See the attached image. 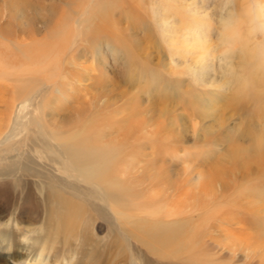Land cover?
<instances>
[{"label": "rangeland", "instance_id": "374dc122", "mask_svg": "<svg viewBox=\"0 0 264 264\" xmlns=\"http://www.w3.org/2000/svg\"><path fill=\"white\" fill-rule=\"evenodd\" d=\"M151 1L0 0V119L16 91L13 79L39 81L31 89L30 107L24 111L19 109L20 117L12 139L3 145L0 138V168L10 164L5 158L16 155L15 150L30 147L31 139L38 140L44 134L39 132L36 116L44 124L46 133L55 134L81 150H86V146H100V130L107 136L112 134L109 140L121 137L123 132L126 137L129 131H137V128L139 131L145 120L149 124L147 136L161 143L152 145L153 142L145 141V147L133 151L140 155L135 166L122 171L124 165L117 163L108 171L116 178L129 171L125 178H120L127 182L116 186L125 196L124 200L116 194L115 203L103 198L102 188L98 196L90 197L89 192L96 187L85 184L82 179L73 180L64 170L58 172L59 176L77 184L62 187L66 193H71L70 199L68 196L43 199L40 192L31 190L28 182L18 184V180L12 178L5 185L0 179V218L21 214L24 228L18 246L0 250V264H9V260L12 264H23L29 253L26 248L35 240L45 238H48V251H58L63 256L57 264H264L263 217L244 214L233 205V201L238 200L240 204H249L256 199V194L264 195V178L260 184L250 179L247 186L241 187L236 184L240 182L236 179L243 174L241 170L228 171L223 176L212 174L222 165L229 168L226 157L234 146L223 140L224 136L229 135L230 130L241 131L260 121H249L247 114L253 110L249 100L232 101V87L221 89L216 84H197L187 71L173 74L165 69L170 53L150 20V12H146ZM180 1L176 8L180 4L194 6L197 2L200 8L211 7L217 13L225 5L237 12L242 4L249 3L248 0ZM9 4H16L15 8L25 7L23 21ZM164 4L171 10L170 2ZM252 4L255 7L254 1ZM103 10H106V21L98 17ZM208 24L204 23L202 28L211 44H216L217 23L213 21L212 27ZM96 27H102L110 38L104 32L94 35ZM241 32L251 34L252 38L257 36L256 42L264 43L260 29L254 30L245 24ZM123 37L126 43L113 42ZM131 38L135 41L129 44ZM106 41L117 46L120 52L110 50ZM235 52V63L239 64L242 54ZM128 55L132 57L131 62ZM54 62L56 77H50V66H55ZM7 63H11L14 70H8ZM145 65L167 79L147 85L140 73ZM210 74L213 79L220 77L219 71L212 70ZM259 76L264 79V71H259ZM62 82L63 88L69 84L67 91L55 94L51 86L56 83L60 86ZM56 97L60 102H56ZM78 109L84 121L78 120ZM44 111L48 114L43 118ZM194 116L199 125L211 127L216 143L220 139L217 144L209 141L205 146L200 145L202 138L210 140L211 136L199 131L201 142L198 141L193 129ZM70 120L71 126L65 128L67 133L63 134L66 138L59 137L57 130L64 128L53 125L54 121L60 125ZM9 133L10 129L6 128L2 135ZM83 141L87 143L82 144ZM148 159H157L159 165L148 167ZM102 166L104 164L95 168ZM143 166L146 168L140 170ZM159 175L164 176L163 180L156 181ZM232 213L235 223L231 224ZM176 219L178 239L167 245L151 240L165 233L169 227L165 222ZM32 225L35 230H26L25 227L33 228ZM55 262L48 260L49 264Z\"/></svg>", "mask_w": 264, "mask_h": 264}, {"label": "bare ground", "instance_id": "6f19581e", "mask_svg": "<svg viewBox=\"0 0 264 264\" xmlns=\"http://www.w3.org/2000/svg\"><path fill=\"white\" fill-rule=\"evenodd\" d=\"M165 1L170 2L169 5H171V10L168 9V6L164 4ZM252 1L256 3L255 7L252 4ZM180 2V0H152L150 2V8L146 10L147 13L148 11L150 12V20L158 29L160 38L164 41L166 46H168L170 60L167 62V65H165V69L168 71H172L173 74L176 73V71H187V73L193 77L194 82L197 84H216L217 87L221 89L232 87L231 91L233 94H229L232 98V101L237 102V100H249L252 103L253 110L252 112L247 114V117L249 121H260V124L253 126L252 123L247 127H244L241 131L230 130L229 135H223L225 137L223 140L226 139L227 142H230V144L234 146L226 157L229 163V168H225L222 165L221 168L215 169V171L213 170L212 174L214 173L216 176H218L220 173L223 176L228 171L235 173L236 170H241L243 174L240 178L236 179L240 181H236V184H241V187H244L246 182L250 181V179L257 181V184H260L264 178V79L261 78L263 76H259V71H264V43H261L259 41V43L256 42L255 39L257 38V36H255V38H252L251 34L247 33V36L246 34L242 33L241 30L245 24H248L252 29H260L264 33V0H248L249 3L242 4L237 12H234V10L232 9H228V7H226L225 5L224 8L221 9V12L217 9L219 11L218 13L215 12V9L213 10V8L211 7L200 8L199 6H197V2L194 6H189L187 4H183L184 6H182L180 4V7L176 8V4ZM125 3L129 5V2ZM9 5L12 7L11 10L16 13L19 18L21 17V21H23V19H25V7L22 8L19 6L15 8L16 4ZM106 10L100 11L98 16L100 18V21L107 20L105 16ZM188 17L190 20L188 19ZM213 21L217 23L218 28V41L216 42V44H211L206 30L202 28L204 23H210L208 25L211 26V23ZM137 28V31H140L139 27ZM140 28H142V26ZM103 32L104 30L102 27H96L93 34L97 35ZM117 34L119 35V33ZM104 35L110 38L107 32H104ZM118 40L119 39L113 40V42L118 43L119 45H121L122 43H126V39L124 37L123 39L119 41ZM128 41L130 44V41L133 42L135 40L128 39ZM105 44L107 45V47L109 46L110 50H112L114 53L120 52V50L116 48L117 46H114L113 43L106 41ZM130 47L131 46L127 45V48ZM236 50L237 52L241 51L242 54V61L239 64L235 63L234 59ZM129 55L128 61L131 62L132 57ZM252 61H254V63L256 62V64H253ZM54 65L55 66L53 67H51L52 65L50 66V68L52 69V72H50V77H56L54 71L57 70V65L55 62ZM6 67L8 68V70L9 68L11 71L14 70V67L11 65V63H7ZM144 69L145 70L141 71L140 73L141 77L145 79L147 85L152 84L153 82L155 83L156 81H164L165 79H167L161 77L156 70L149 68V66L145 65ZM212 70L217 72L219 71L220 77H217L216 79H213L215 77H210V73ZM75 77L77 76L75 75ZM75 79L78 80V78ZM12 82L16 83V85L14 86L16 88V91L11 96L12 99L9 102L8 108L5 109V113L0 119V138L2 137L3 142L1 144L3 145H5L7 141H10L9 139L11 138V134L18 124V118L20 117V115H18L20 114L18 113L19 109H23L24 111V109L30 107L29 103H31L32 100L29 99V95L32 94V88L35 87V84L39 83V81H37L36 79L25 78H15ZM56 84L51 86V90L54 93L56 92L55 94L59 95L64 94L67 91V89L65 90V88L69 86V84L67 83L66 87L64 86L65 88H63V82L60 84V86L58 83ZM55 87L57 89H55ZM252 87H254L253 90ZM39 91L40 90L36 92L39 93ZM33 96L37 95L33 94ZM57 100L58 97H56V102H60ZM53 102L54 101H49L48 103ZM48 103H46V105ZM205 107H207V109L210 108L209 106ZM83 112L84 107H82V114ZM76 113L78 114V120L84 121V114H81V110L78 109ZM47 114L48 113L44 111L42 117L44 118ZM195 117L197 118V116H194L193 119L194 121H196L193 124V129L194 134H197L198 141L201 142L200 136L198 135L199 131H202V133H204V135L206 134L207 137L211 136L210 140H207L208 138H202L203 141L200 143V145L205 146L209 143V141H211L213 144H217L220 139L217 137V139L219 140L216 143V135L211 134V127L206 125H199V121L197 122V119H195ZM34 119L38 128H40L39 132L42 131L45 135H42V133H38L42 136L39 135L40 137L38 138V140L31 139V145L29 144L30 147L27 146V148H24L19 152L15 150L16 155L5 158V160H10V164H7L6 166L0 168V179L2 181V184L4 183L5 185L9 184L8 181L12 178L17 179L18 184L19 181L21 183L23 182V185L24 183L28 182L30 184L31 190L36 191L37 194L40 192L43 195V199L57 197L65 198L66 196H68V199H70L69 197L71 193L68 191L66 193L63 188L65 185L67 187H71L77 184L67 182L66 179L63 178V176H59L58 172L64 170L67 175L73 180L76 181L78 179H82L85 184L96 187L95 191L89 192L88 195L90 197L98 196L99 191L102 188L101 190L103 192H101V194L103 193V198L107 202L115 203L114 201H116V194L121 200H124L125 196L121 194L120 191H117L116 186L120 187V183L127 182L121 180L120 178L121 176L125 178L129 171L126 170L124 174L117 178L114 177L113 173L109 174L108 171H112L113 166L117 163H119V166L124 165L123 167H121L122 171L128 169V166L130 165L135 166L134 163L139 160L140 155L137 152L134 153L133 151L136 149L138 150V147L140 148V146L142 148L145 147V141L153 142L152 145L161 144L159 141L150 140V138L147 136L148 132L146 131V128L149 124H147V121L145 120L146 122H143V124L140 126L141 129L139 131L138 128L137 131H126L128 132L126 137H124L123 132V134H121L122 138L113 137V139L109 140L108 136L111 133L107 136L106 133H102V131L100 130V141L98 143L100 145L99 147L89 148L86 146V150H81L80 148H78V150L73 145L70 146L67 142L64 141V139H58L55 134L46 133V131L44 130L45 126L42 122H40V118L36 116L34 117ZM71 123L72 120H70V122L60 123L59 125L54 121L53 125L55 124L59 128H64L63 131L57 130L58 135H60L59 137L66 138V136L63 134L67 133L65 128L70 127ZM6 128L10 129V133L4 136L2 134L6 130ZM140 133H142L143 136L140 135ZM51 135L54 137H51ZM81 143L85 144L87 142L83 141ZM39 147L42 149H39ZM144 156L149 157V154H146ZM148 160L149 161L146 164L148 167L152 165L157 167L159 165V161L157 159ZM99 164H104V166L96 169L95 167H97ZM138 166L140 167V164H138ZM145 168L146 167L143 166L141 167V169H139L144 170ZM162 173L163 175H165V172L162 171ZM185 175L187 176V173H185ZM200 176L202 177V175ZM163 177L164 176L159 175L158 178H156V181L163 180ZM128 182L131 181L129 180ZM79 187L83 188L86 191H89V189H85L82 186ZM255 198L256 199L253 202L250 201L249 204H240L238 200V202L236 203L233 201V205H235L236 208L242 211L244 214L246 213L249 215H260V217H263L264 220V195L261 192V194H256ZM73 199L76 200L77 197L74 196ZM167 208L169 207H166V209ZM234 215L235 214L233 213L231 214L232 219H229L231 221L227 219L226 221H229L232 224L235 221L233 219ZM22 219L23 216L21 214L15 213H13L9 218H0V250L2 248L8 250L14 246H18L19 238L24 229L21 227L23 226V223L20 222ZM263 220L261 222H263ZM173 222H165L166 226H169L166 228L165 233L161 236L155 235V238L151 240H154L155 242H163L166 244L178 239L180 237V233L177 228L178 219ZM253 223L255 222L253 221ZM29 226L31 225H28V227ZM32 227L33 228H25L26 230L34 229L35 225H32ZM261 231L264 233V228H261ZM47 239L48 238H45V240L39 239V241H36L34 239L35 242H32L31 245L26 248L29 253H27L26 259H24L25 262H23V264H49L48 260L50 258L52 261H56L55 263L57 264L59 263L58 261L62 260L63 256H61L62 254L58 251H48L49 249H47ZM54 240L56 239L54 238ZM61 243L63 245L66 244L65 241ZM30 256H32V258H29ZM3 258L8 260V258L6 257ZM12 258L9 256V259L12 260ZM9 264H12V261L10 262L9 260Z\"/></svg>", "mask_w": 264, "mask_h": 264}]
</instances>
